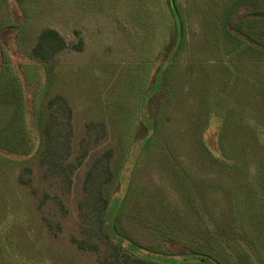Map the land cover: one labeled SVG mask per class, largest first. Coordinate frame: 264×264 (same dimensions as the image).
<instances>
[{
	"label": "rangeland",
	"instance_id": "obj_1",
	"mask_svg": "<svg viewBox=\"0 0 264 264\" xmlns=\"http://www.w3.org/2000/svg\"><path fill=\"white\" fill-rule=\"evenodd\" d=\"M232 1L175 0L179 49L149 90L173 28L166 0H0V264H101L73 243L88 160L68 190L39 167L55 95L72 110L73 161L86 123L106 125L90 152L114 153L109 233L163 264L184 251L264 264V34L229 37ZM43 28L67 46L49 65L29 55Z\"/></svg>",
	"mask_w": 264,
	"mask_h": 264
},
{
	"label": "trees",
	"instance_id": "obj_2",
	"mask_svg": "<svg viewBox=\"0 0 264 264\" xmlns=\"http://www.w3.org/2000/svg\"><path fill=\"white\" fill-rule=\"evenodd\" d=\"M166 5L173 19V28L169 41L163 45L165 52L162 62L155 72L156 75L150 85L152 88L149 90H153V87L156 88V81L157 84L160 82L157 75L166 76L169 62L174 60L179 49L176 46L181 38V18L175 0H166ZM241 9H244L243 15L235 19L240 15L238 12ZM222 23H224L230 38L232 35L249 36L254 32L260 34L261 31L264 34V29L262 30L261 27L264 25V0H233L230 8L224 13ZM257 27L259 28L257 29ZM66 47L65 39L56 30L43 28L30 49L29 55L34 61L49 65ZM262 52L261 50L258 54L261 55ZM149 99L147 106L151 104ZM46 109V117L42 124L43 147L38 157L42 176L44 178L54 177L64 190H68L72 185L76 168L86 159L88 160V168L81 186L82 198L78 205L80 237L74 239L73 243L79 249L95 252L101 264H163L138 254L131 249L132 247L130 248L120 240V237L123 241L126 240L123 235L117 231H114L115 234L112 235L106 229V212L111 198L110 194L106 192V187L115 176L111 168L114 153L111 148H106L98 153L90 152L91 147L99 144L105 138V123L102 121L86 123L83 136L78 143L79 152L73 161L71 159L73 126L70 106L62 96L55 95L48 99ZM152 125L153 131H156V125L154 123ZM146 132L147 129L144 128L139 135H144ZM258 135V138L264 136L263 133ZM152 136L146 137V142H149ZM222 138L221 135L220 139ZM22 172L19 177L20 181L23 184H29L27 175L30 169L25 168ZM54 199L56 203H59L56 196ZM187 253L190 256L181 258L176 264H223L221 258L210 257L206 252L184 251L181 254L188 255Z\"/></svg>",
	"mask_w": 264,
	"mask_h": 264
}]
</instances>
